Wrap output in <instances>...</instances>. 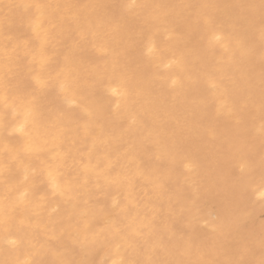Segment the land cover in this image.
Masks as SVG:
<instances>
[{
    "label": "bare ground",
    "instance_id": "6f19581e",
    "mask_svg": "<svg viewBox=\"0 0 264 264\" xmlns=\"http://www.w3.org/2000/svg\"><path fill=\"white\" fill-rule=\"evenodd\" d=\"M261 191L264 0H0V264H264Z\"/></svg>",
    "mask_w": 264,
    "mask_h": 264
},
{
    "label": "snow or ice",
    "instance_id": "6c2138e0",
    "mask_svg": "<svg viewBox=\"0 0 264 264\" xmlns=\"http://www.w3.org/2000/svg\"><path fill=\"white\" fill-rule=\"evenodd\" d=\"M217 39H219V37H217ZM149 52H151L152 51V49L151 48H149V50H148ZM113 91L115 92L116 91V89H113ZM260 196L262 197V198H264V191H261L260 192Z\"/></svg>",
    "mask_w": 264,
    "mask_h": 264
}]
</instances>
